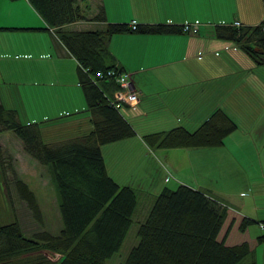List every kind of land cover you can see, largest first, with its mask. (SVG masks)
Masks as SVG:
<instances>
[{"label": "crops", "instance_id": "1", "mask_svg": "<svg viewBox=\"0 0 264 264\" xmlns=\"http://www.w3.org/2000/svg\"><path fill=\"white\" fill-rule=\"evenodd\" d=\"M118 1L99 0L94 7L93 16L101 6L105 21L86 18L64 26L86 29L89 24L102 27L106 20L131 19L198 25L194 32L126 30L109 38L110 62L133 73L139 100L121 106L136 134L101 146L108 174L149 196L180 183L211 191L227 205L217 239L226 245L246 241L256 264H264V240H257L264 234L259 226L264 223V64L255 65L233 40L218 37L213 30L218 18V24L234 19L243 26L257 24L264 17V0H125L127 7L113 16L119 7L112 4ZM0 49V101L6 107L16 108L27 121L37 115L52 119L55 113L85 114L84 92L75 81L78 62L28 0H0ZM10 50L22 57L2 58ZM59 77L63 85L57 92L39 89L30 109L25 99L21 104L18 92L16 98L8 89L21 78L51 84ZM216 106L237 123L220 146L150 148L141 138L143 133L174 126L193 130ZM243 217L255 222L240 230Z\"/></svg>", "mask_w": 264, "mask_h": 264}, {"label": "trees", "instance_id": "2", "mask_svg": "<svg viewBox=\"0 0 264 264\" xmlns=\"http://www.w3.org/2000/svg\"><path fill=\"white\" fill-rule=\"evenodd\" d=\"M28 2L77 60V83L84 92L86 112L64 120L27 121L16 108L0 101V131L10 130L31 159L47 166L61 224L57 233L44 230L37 236L25 234L15 217L0 224V264H107L127 234L137 202L135 188L108 174L101 151L105 143L136 134L122 107L112 103L120 88L117 76L128 72L133 78V73L111 64L108 40L126 30L144 34L184 30L182 24L140 22L131 28L126 21L107 20L102 29H69L64 25L86 19L77 0ZM91 19L105 21L101 6ZM232 21L215 23V35L233 40L255 65H263L264 17L253 26ZM236 127V121L216 106L193 130L174 126L143 133L141 138L150 148L220 146ZM11 157L0 147V168L5 172L4 159L9 162ZM13 185L39 218L41 210L28 183L16 177ZM222 203L207 189L184 183L164 186L138 223L137 242L121 264H256L255 252L246 241L226 245L217 239L227 208ZM252 222L243 217L239 229ZM259 226L264 229L263 222ZM257 240L262 242L264 234Z\"/></svg>", "mask_w": 264, "mask_h": 264}, {"label": "rangeland", "instance_id": "3", "mask_svg": "<svg viewBox=\"0 0 264 264\" xmlns=\"http://www.w3.org/2000/svg\"><path fill=\"white\" fill-rule=\"evenodd\" d=\"M98 1L99 0H77L83 13H85V18L91 19L90 16H93L92 13L94 11V7L96 5L98 6L99 4ZM89 6L92 8L90 9ZM112 7H119L118 9H113V16H120L119 14L123 12L124 7H127V5L125 0H119L118 3H113ZM132 20L137 23L135 19H131L128 23L130 24ZM217 20L221 21L220 18L215 19L216 23ZM84 27L87 29H102V27H99V25L95 24L85 25ZM15 54L20 55L19 57H22V53L19 51L10 50V52L5 51V56L2 55V58L9 57V59H11ZM35 56L37 55H34V57ZM73 75L74 73H72V75L70 74V77L72 78ZM21 79V81L14 82V87H8V89L14 92L16 98L19 93L21 104L23 102L21 98L25 99V104L29 106V109L34 107L33 102L34 99L39 96L37 94L39 89H44V93L45 89L49 92L55 93L57 92V86L63 85L62 77H59L58 81H55L51 84L40 83L37 78ZM75 81L77 80L75 79ZM1 82L2 81H0V83ZM131 83L132 82L130 80V85ZM72 87H69L70 91L74 89ZM63 102L66 107L70 108L68 100H64ZM69 108H67V110H70ZM33 112L34 114H39L41 111L39 112V110H33ZM72 115L73 113L62 115H56L55 113L52 115V119L55 118L58 120H64L70 118ZM37 116L34 117V120L36 121H50L49 118L44 119L41 116ZM20 117L23 118L22 113L20 114ZM0 147L2 154L9 152L12 155V157L9 159V162L4 159V163L6 165L5 169L8 172H5L0 168V224L8 222L15 217L19 221L22 231L27 235L37 236L44 230H47L51 233H57L61 227V224L57 209L56 192L53 184L50 181L51 178L47 166L39 163L35 159H31L30 156L23 151L20 141L13 136V133L10 130L0 131ZM7 164H10L11 166H7ZM133 166H136L135 162H133ZM16 177L26 181L29 187L34 191L37 201L40 204L39 208L41 210V216L39 218L35 216L32 210L26 205L25 201L18 196L13 185V180ZM5 183L6 185H4ZM154 196H149V194L145 191L136 192L137 202L135 210L132 214V223L119 250L107 259V264H121L130 247L137 242L136 228L138 223L146 216L147 209L151 205ZM255 229V232H259L258 228Z\"/></svg>", "mask_w": 264, "mask_h": 264}, {"label": "built area", "instance_id": "4", "mask_svg": "<svg viewBox=\"0 0 264 264\" xmlns=\"http://www.w3.org/2000/svg\"><path fill=\"white\" fill-rule=\"evenodd\" d=\"M232 24L238 26L241 24V22L238 19H234L232 21ZM135 25V21L132 20V22L130 23L131 28H135ZM197 25V23L184 22L182 24V29L184 31L186 30L188 32H194L197 29ZM130 80L132 82L130 73L128 72L121 73L117 76L116 81L118 82L120 88L114 92V102L112 103L118 108L121 107V101L126 102L128 105H135L139 100L138 93L135 91L134 86L132 85V83L130 85Z\"/></svg>", "mask_w": 264, "mask_h": 264}, {"label": "water", "instance_id": "5", "mask_svg": "<svg viewBox=\"0 0 264 264\" xmlns=\"http://www.w3.org/2000/svg\"><path fill=\"white\" fill-rule=\"evenodd\" d=\"M255 49H257L256 47H254ZM261 50V49H260Z\"/></svg>", "mask_w": 264, "mask_h": 264}]
</instances>
